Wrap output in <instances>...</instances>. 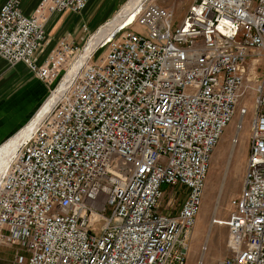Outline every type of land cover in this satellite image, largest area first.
Returning a JSON list of instances; mask_svg holds the SVG:
<instances>
[{
  "label": "built area",
  "instance_id": "1",
  "mask_svg": "<svg viewBox=\"0 0 264 264\" xmlns=\"http://www.w3.org/2000/svg\"><path fill=\"white\" fill-rule=\"evenodd\" d=\"M25 1L0 8V59L26 65L54 94L86 46L64 38L44 56L47 22L92 0H40L31 14ZM174 18L153 4L139 10L82 61L8 162L0 246L29 255L10 264H188L213 154L250 110L243 188L218 264H264V76L246 83L264 64V0H191L183 22ZM179 185L188 192L178 209L166 187Z\"/></svg>",
  "mask_w": 264,
  "mask_h": 264
},
{
  "label": "rangeland",
  "instance_id": "2",
  "mask_svg": "<svg viewBox=\"0 0 264 264\" xmlns=\"http://www.w3.org/2000/svg\"><path fill=\"white\" fill-rule=\"evenodd\" d=\"M131 1L132 0H92L89 7L81 14L76 15L67 12L70 17L62 30V32L65 31L67 34L62 39H69L82 48L86 46L81 55L83 58L84 53L96 33L112 21L117 14L123 11ZM150 4L170 9L174 12L175 23H181L187 15L191 0H146L136 12L144 9V7ZM135 14L137 13H134V15ZM54 18L55 15L49 18L47 26L49 22L50 24L53 22L52 20ZM84 26L88 28V32L84 31ZM133 30L144 31V28L136 25ZM60 40L56 41L60 42ZM93 51H91L89 55H91ZM105 52L106 49H103L96 58L102 57ZM82 58L80 61H82ZM73 72L74 71H71L70 74ZM254 75L256 76L255 78L248 79L246 82L250 88L255 87L263 78L264 64L262 65V69ZM68 79L67 81L70 80ZM64 84L60 87V90L52 94L51 92L54 91L56 85L50 86L40 83L35 76L31 75L21 82H18L17 85L9 91L0 105V135H2L1 132H5L2 137L0 136V149L10 143L13 140L12 138L18 135L24 128L26 129L29 127L36 117L45 109V106L48 105L50 100L55 99L54 103L56 102ZM254 99L255 92L250 95V108L253 107L252 102H254ZM251 112L250 110V114L246 118L241 131L239 130V113L236 115L233 122L226 129L223 138L213 154L202 210L197 224L188 239V264H218L219 261L229 255V229L227 222L232 211L230 202L233 198L241 194L243 188L251 138ZM235 138L238 139L237 143L234 141ZM21 141L22 139L20 140V144L23 142ZM19 147L20 145L17 149ZM15 152L10 156H13ZM6 165L7 163L4 165V168ZM166 190L169 194L173 191L178 192L177 207L178 209L181 208L186 199L188 189L179 185L175 188L166 187ZM18 252H20L25 259H28L29 255L19 246H0V260L2 264H10Z\"/></svg>",
  "mask_w": 264,
  "mask_h": 264
},
{
  "label": "bare ground",
  "instance_id": "3",
  "mask_svg": "<svg viewBox=\"0 0 264 264\" xmlns=\"http://www.w3.org/2000/svg\"><path fill=\"white\" fill-rule=\"evenodd\" d=\"M146 0H132L129 5L127 7H125L123 9V11H121L119 17L110 22L109 24H107L105 27H103L91 40L89 47L87 48L86 52L83 55L82 61L85 60V58H87L89 56V53L91 51H93L95 48H97V46L105 41H110L112 40L113 34L121 27H128V25H133L136 20H137V16L139 13V10L136 12V10L138 8L141 7V5L145 2ZM89 7V6H88ZM87 7V8H88ZM134 13H137L134 15ZM134 15V16H133ZM82 61H80V63L78 64V66L76 67V70L70 74L69 79L73 78V76L75 75L76 71L81 68V63ZM68 78V77H67ZM67 80V79H66ZM69 81H67L64 86L62 87L61 93L63 92V90L65 89L66 86H68ZM60 90V89H59ZM59 96V95H58ZM54 100L52 99L50 100V102L48 103L47 106H45V109L39 114V116L36 117V119L31 123V125L29 127H27L19 136H17L15 139H13L10 143H8L4 148L0 149V174L2 172V169L4 168V165L7 163L8 161L11 159L12 156H10L11 154H13L15 151H17V147L20 144V140L22 139V141L25 139V137L32 132L33 128H35L36 124H38V120L40 121V119L46 115V113L51 109L52 105H54ZM21 141V142H22ZM18 145V146H17ZM17 149V150H16ZM16 153V152H15ZM7 158V159H6Z\"/></svg>",
  "mask_w": 264,
  "mask_h": 264
},
{
  "label": "crops",
  "instance_id": "4",
  "mask_svg": "<svg viewBox=\"0 0 264 264\" xmlns=\"http://www.w3.org/2000/svg\"><path fill=\"white\" fill-rule=\"evenodd\" d=\"M6 1L7 0H0V8ZM39 2H40V0H26L24 2L25 11L28 14L33 13V11L35 10V8L39 4ZM120 13L117 14L116 17L112 21L116 20L119 17ZM69 17L70 16L67 13L58 14V15H55V18L52 20L53 22H51V24H50V22L48 23V26H47V32H48V35H47L48 36V44L47 45L48 46L46 47V51H45L46 53L43 54L44 56L53 50V48L55 47V44L57 43L56 40L62 39L67 34V33H65V31L62 32V30L66 26V22H68ZM112 21H110V22H112ZM31 75L34 76L28 70L26 65L18 64L16 66H10L6 62H4L3 60L0 59V105L2 104V101L5 99V97L8 95L9 91L11 89H13L15 87V85H17L18 82H21L23 79H25L26 77L31 76ZM40 83H42V82H40ZM4 102H7V101H4ZM1 133L3 135L5 132H1ZM2 135H0V136L2 137ZM18 135H16L15 137H17ZM14 138H12V139H14ZM11 140H9V141H11ZM1 264H2V262H1Z\"/></svg>",
  "mask_w": 264,
  "mask_h": 264
}]
</instances>
